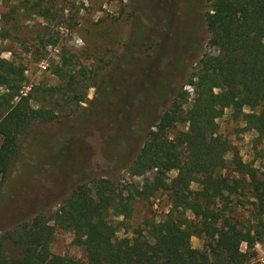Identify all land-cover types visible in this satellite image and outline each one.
<instances>
[{
  "label": "rangeland",
  "instance_id": "374dc122",
  "mask_svg": "<svg viewBox=\"0 0 264 264\" xmlns=\"http://www.w3.org/2000/svg\"><path fill=\"white\" fill-rule=\"evenodd\" d=\"M34 1L0 0V33L7 34L0 38V58L23 69L19 93L29 94V105L55 115L26 128L7 175L0 177V245L7 257L21 254L9 239L18 225L56 209L78 185L106 179L118 187L139 186L142 177L128 169L147 129L197 60L214 52L206 44V0H42L46 17L30 9ZM184 89L189 102L191 90ZM0 95L7 98L9 91L0 88ZM214 123L216 135L235 145L241 161L264 173V135L237 131L228 109ZM229 161L226 154L220 176L232 175ZM174 176L167 172L168 179ZM232 205L233 218L246 223L251 207ZM169 208L163 191L133 201L131 217L115 219L113 238L128 237L144 221H161ZM177 211L195 219L188 210ZM80 237L55 228L49 252L85 261ZM189 243L202 245L194 237ZM253 248L254 260L264 263V243Z\"/></svg>",
  "mask_w": 264,
  "mask_h": 264
},
{
  "label": "trees",
  "instance_id": "16d2710c",
  "mask_svg": "<svg viewBox=\"0 0 264 264\" xmlns=\"http://www.w3.org/2000/svg\"><path fill=\"white\" fill-rule=\"evenodd\" d=\"M30 9L39 17L48 14L42 0ZM203 16L206 44L214 52L202 55L183 83L191 90L189 102L183 85L147 129L128 169L142 183L118 187L97 179L78 185L56 209L18 225L9 239L21 254L7 257L0 245V264H264L254 260L253 248L264 243V173L243 163L235 145L216 135L214 123L228 109L240 125L237 131L264 135V0H206ZM54 74L60 78L58 70ZM22 80L23 69L0 58V88L9 91L7 98L0 95L2 178L26 128L55 116L29 105V94L19 93ZM226 154L232 175L220 176ZM168 171L174 178L168 179ZM193 183L195 191L189 189ZM159 191L170 206L163 219L144 221L141 229L115 240V219H129L133 201H148ZM237 197L245 201H233ZM244 204L251 207L250 219L239 223L228 207ZM178 209L195 219L180 216ZM55 228L81 236L76 240L85 261L49 252ZM192 237L201 239L200 249L190 246Z\"/></svg>",
  "mask_w": 264,
  "mask_h": 264
}]
</instances>
